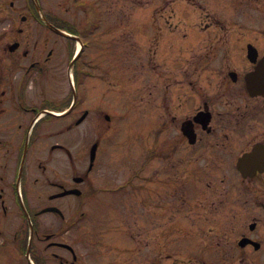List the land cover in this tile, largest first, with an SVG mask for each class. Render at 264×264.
<instances>
[{"label":"flooded vegetation","instance_id":"1","mask_svg":"<svg viewBox=\"0 0 264 264\" xmlns=\"http://www.w3.org/2000/svg\"><path fill=\"white\" fill-rule=\"evenodd\" d=\"M216 1L229 16L165 38L171 53L164 46L161 62L149 61L150 93L137 102L148 142L137 145L132 179L118 174L113 190L106 130L96 127L102 133L78 151L77 130L108 115L85 106L79 87L138 72L142 29L156 36L168 21L157 27L155 17L126 15L125 0H0V264H155L171 247L174 220L188 222L191 212L235 233L200 240L211 264H264V0ZM131 183L148 194L134 223L119 205V224L77 222L92 221L96 198ZM51 207L62 213L44 212ZM114 233L129 245L115 244Z\"/></svg>","mask_w":264,"mask_h":264},{"label":"rangeland","instance_id":"2","mask_svg":"<svg viewBox=\"0 0 264 264\" xmlns=\"http://www.w3.org/2000/svg\"><path fill=\"white\" fill-rule=\"evenodd\" d=\"M125 3L126 15L139 16L141 17V22H147L155 17L157 27L165 26L166 21H168V24L166 25L167 30L159 31L158 29L155 33L156 36H151L150 31L142 29L140 40L141 65L138 72L125 69L126 71L121 72L118 77H110L111 75H109L104 87L93 88L86 85L79 87V94L85 106L104 108L108 115L114 119L111 122H107L102 115L100 120L90 119L77 130L78 151H80L82 147L91 143L90 140L95 138L96 133H102V130H96V127L107 129L102 137L104 140L103 149L106 150V152H103V159L107 160V164L103 168L109 173L112 180V183L109 181V187L113 190L115 189L114 185L118 174L123 172V180L132 179L133 173L137 170L135 167L137 145L138 143L146 144L148 142L150 129L148 116L139 115L137 102L142 98H144L142 100L147 101L150 93L149 87L153 78L147 67L151 58L154 60L158 56L157 62H161L164 46L170 48L168 53H171L172 47L167 40H164L165 38L180 35L178 32L183 33V36L190 34L193 31L190 29L193 24L198 25L203 19L211 24L214 16L230 15V9L228 7L222 8L221 6L223 5L216 0H141L142 7L139 9L132 7L131 2L128 0H125ZM155 37L157 42L153 41ZM155 46L161 51L157 55L156 53L149 55V47L154 48ZM175 58L176 56H173V60ZM162 79H164V76H162ZM139 120L142 122L140 125ZM50 141L45 140L43 144H48ZM142 150H145V147ZM109 194H112L113 197L111 195H103L88 204V209L93 216L92 221L77 222L82 225L92 224L94 228L99 225L119 224L117 210L119 205V208L124 207L125 210L121 217L127 220L128 223H134V209L147 208V205H138V200L144 199L142 195L147 196V192L135 190L132 187V183L128 185L124 193L112 192ZM139 196L141 197L140 199H138ZM116 198H118V201ZM122 199H124V204H122ZM145 200L147 199L145 198ZM157 201L161 203L159 199ZM34 203H38V201L35 200ZM190 204L191 206H196L195 200H191ZM172 205L173 207L175 206L173 203ZM185 219L183 217V220H174V223H172L171 247L166 256L161 257V252H157L155 264H211L210 250L200 240L235 238V233H232L229 222H206L196 212L189 213V223ZM176 227L181 228L183 232H180ZM111 239L115 244L129 245L130 242L126 236H119L117 233H114ZM106 240H108L107 237ZM87 249L90 250L89 248ZM82 250L84 251L85 248H82ZM162 254L164 255L165 251H162ZM9 255H15V252ZM92 255L93 262L97 261L95 248L92 249ZM95 264L102 263L97 261ZM217 264L227 263L218 262ZM235 264H239V262Z\"/></svg>","mask_w":264,"mask_h":264},{"label":"water","instance_id":"3","mask_svg":"<svg viewBox=\"0 0 264 264\" xmlns=\"http://www.w3.org/2000/svg\"><path fill=\"white\" fill-rule=\"evenodd\" d=\"M65 193H63V194H61V195H58V196H62V195H64ZM48 211H58V212H60L59 211V209H57V208H50V209H47Z\"/></svg>","mask_w":264,"mask_h":264}]
</instances>
